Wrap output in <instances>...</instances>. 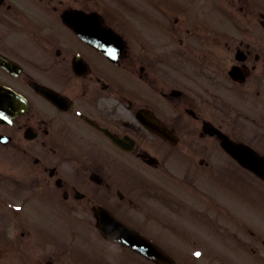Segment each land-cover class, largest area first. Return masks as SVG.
Wrapping results in <instances>:
<instances>
[{
	"label": "flooded vegetation",
	"instance_id": "obj_1",
	"mask_svg": "<svg viewBox=\"0 0 264 264\" xmlns=\"http://www.w3.org/2000/svg\"><path fill=\"white\" fill-rule=\"evenodd\" d=\"M0 110V264H158L101 209L189 264L241 227L216 153H264V0H0Z\"/></svg>",
	"mask_w": 264,
	"mask_h": 264
},
{
	"label": "rangeland",
	"instance_id": "obj_2",
	"mask_svg": "<svg viewBox=\"0 0 264 264\" xmlns=\"http://www.w3.org/2000/svg\"><path fill=\"white\" fill-rule=\"evenodd\" d=\"M231 165H235L232 164L230 162ZM236 168V169H235ZM235 168H231L233 169V173H229V177L232 176V174H237V175H243L244 173L242 172V169L237 167L235 165ZM255 181L258 183H250V184H246L244 182V180H242L241 178H237L236 176L232 179L229 180L230 183H232L233 185H235L233 188L234 189H239V197L241 199H244V197L250 196L251 198L255 199V202L257 204V211H256V219L257 222H259L260 224H256L255 227H257V229H259V234H260V244L258 246L259 252H257V256H254L250 253H241L242 251H237L235 249V245L231 244L229 246H227V251L229 253H221V254H216V253H212L211 251L205 253V255H210L212 257H209V260L207 258H204V261H212V262H224L225 264H239L241 263V259L242 260H250L253 262V258H255L257 260V262L259 264L264 263V245L262 244V241L264 240V184L262 182H260L258 180V178H255ZM254 227V225H253ZM215 238L213 236L208 238V241L210 243H214L215 242ZM222 246V241L220 242L218 247L215 248H221ZM231 248L235 249L233 250V252L231 251ZM118 256H123L125 257L127 260L132 261L133 257H128L126 255L131 254L130 251H126L124 248H119L116 246V251H115ZM231 252V253H230ZM202 254L200 255V257L202 258ZM245 255V258L242 256ZM195 256L194 254L190 255ZM193 258V257H192ZM197 262H199L200 260H196Z\"/></svg>",
	"mask_w": 264,
	"mask_h": 264
},
{
	"label": "water",
	"instance_id": "obj_3",
	"mask_svg": "<svg viewBox=\"0 0 264 264\" xmlns=\"http://www.w3.org/2000/svg\"><path fill=\"white\" fill-rule=\"evenodd\" d=\"M237 154L239 155V157H241V159H243L245 162L249 163V166L254 167L258 172H260L264 176V166H263L264 165V161L263 160H260V159H258L257 157H255L253 155H249V154H245V153H237ZM248 159H250V162H248ZM100 226L108 234H111L112 229L116 233L120 232L118 229H114L111 226V223H109V222H101ZM112 238L115 239V240L122 241V242L127 243V244H132V243H130V239L128 240V238H129L128 236L125 237V236H121V235L120 236L112 235ZM144 252L149 254V255H152V256L156 257L155 252L152 249H150V248L144 249ZM160 257H161V254H160Z\"/></svg>",
	"mask_w": 264,
	"mask_h": 264
},
{
	"label": "snow or ice",
	"instance_id": "obj_4",
	"mask_svg": "<svg viewBox=\"0 0 264 264\" xmlns=\"http://www.w3.org/2000/svg\"><path fill=\"white\" fill-rule=\"evenodd\" d=\"M0 119H3V120H7L8 119V116L2 110H0ZM196 255L200 256L201 253L197 252Z\"/></svg>",
	"mask_w": 264,
	"mask_h": 264
}]
</instances>
